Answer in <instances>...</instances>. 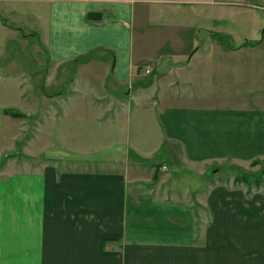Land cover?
Segmentation results:
<instances>
[{"label":"crops","instance_id":"obj_1","mask_svg":"<svg viewBox=\"0 0 264 264\" xmlns=\"http://www.w3.org/2000/svg\"><path fill=\"white\" fill-rule=\"evenodd\" d=\"M217 1L7 0L52 65L97 57L86 79L114 100L113 142L128 149L95 161L71 146L74 161L0 175V264H264V189L216 181L264 160V95L247 97L263 75L264 29L261 42L222 50L236 34L221 33L233 19L211 14ZM234 1L264 11V0ZM12 33L0 17V42ZM214 66L234 70L235 95H213Z\"/></svg>","mask_w":264,"mask_h":264},{"label":"rangeland","instance_id":"obj_2","mask_svg":"<svg viewBox=\"0 0 264 264\" xmlns=\"http://www.w3.org/2000/svg\"><path fill=\"white\" fill-rule=\"evenodd\" d=\"M6 2L7 0H0V17L13 33L6 37V42H0V175L31 169L29 167L38 169L50 163L65 161V158H68V162L71 159L74 161L77 155L66 150L71 146L73 149L81 145L91 148L89 158H94L95 161L108 156H118L120 151L128 149L127 145L120 143L119 140L113 142V137L117 133V125L113 121L116 111L113 109L114 100L100 97L104 90L101 89L99 80L94 78L93 84L88 83L86 79L88 76H98L96 64L88 68L82 67L86 63L76 64L73 61L52 65L42 40L6 12L8 9ZM252 6L257 7L256 4ZM238 10L242 11L241 6L234 0H218L210 7L211 14L215 12L218 17L233 19V24L227 21L226 25L221 24L219 27L221 33L236 34L234 39L223 43L222 50L226 49L228 42L231 47L246 39L253 45L261 42L264 11L259 8L243 14ZM170 12L177 14L179 11L171 8ZM194 12H203V8ZM241 20L243 22H240ZM1 39L0 35V41ZM262 48L264 50V47ZM220 55L217 53L218 57ZM105 57L113 60L112 54ZM96 59L97 57H94L90 61ZM231 60L235 62L236 59ZM212 70L215 76L211 81L216 88L213 95H221L220 86L225 88V92L233 93L227 96L235 95L234 89L240 87L238 85L240 81L237 77L231 76L234 70L225 66H214ZM108 71L110 74L111 69ZM252 71L250 70V73ZM258 74L263 75L259 81L255 80L252 87L249 85L248 99L264 95V69L256 73ZM76 79H79L78 83H75ZM18 85L22 88L23 101L18 97ZM107 87L109 88L108 85ZM6 106L24 111L25 117L14 118L5 115L3 108ZM160 159L161 161L163 159V163L170 168L169 172L176 175V166H173L172 158L167 159L162 155ZM242 167H245L244 171L248 174L255 175L246 177L248 184L244 183L245 179L241 184L235 183L236 178H241V172L225 169L216 170L217 183H235V187L243 185L250 194L256 189L259 180V188L264 189V160L258 161L256 165ZM176 176H181L182 185L192 184L188 180L192 173L186 169Z\"/></svg>","mask_w":264,"mask_h":264},{"label":"trees","instance_id":"obj_3","mask_svg":"<svg viewBox=\"0 0 264 264\" xmlns=\"http://www.w3.org/2000/svg\"><path fill=\"white\" fill-rule=\"evenodd\" d=\"M90 57L89 56H84V57H80V58H77L75 59L73 62L76 63V64H79V63H88L90 61ZM5 115H8V116H11V117H14V118H23L25 117V114H23L22 112L18 111V110H15V109H6L4 110L3 112ZM253 165H256L258 164V161H255L252 163ZM233 170H236V171H239L241 172V178H236L235 179V182L239 183L241 181H243L244 179V182H248L246 180V177L247 176H255L254 174L250 173L248 174L247 172H245L243 169H240V168H234ZM258 183L260 184V181L258 180ZM259 184H256L257 188H259Z\"/></svg>","mask_w":264,"mask_h":264},{"label":"water","instance_id":"obj_4","mask_svg":"<svg viewBox=\"0 0 264 264\" xmlns=\"http://www.w3.org/2000/svg\"><path fill=\"white\" fill-rule=\"evenodd\" d=\"M88 19L91 21H100L102 19L101 13H90Z\"/></svg>","mask_w":264,"mask_h":264},{"label":"built area","instance_id":"obj_5","mask_svg":"<svg viewBox=\"0 0 264 264\" xmlns=\"http://www.w3.org/2000/svg\"><path fill=\"white\" fill-rule=\"evenodd\" d=\"M147 73H149V71H147Z\"/></svg>","mask_w":264,"mask_h":264}]
</instances>
